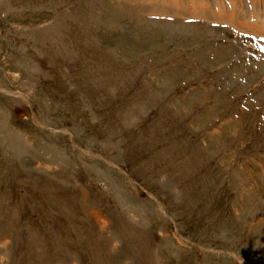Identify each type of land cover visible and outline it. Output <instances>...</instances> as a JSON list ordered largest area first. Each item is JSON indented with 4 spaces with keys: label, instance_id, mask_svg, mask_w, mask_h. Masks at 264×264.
Masks as SVG:
<instances>
[{
    "label": "rangeland",
    "instance_id": "obj_1",
    "mask_svg": "<svg viewBox=\"0 0 264 264\" xmlns=\"http://www.w3.org/2000/svg\"><path fill=\"white\" fill-rule=\"evenodd\" d=\"M263 15L0 0V264H264Z\"/></svg>",
    "mask_w": 264,
    "mask_h": 264
},
{
    "label": "crops",
    "instance_id": "obj_2",
    "mask_svg": "<svg viewBox=\"0 0 264 264\" xmlns=\"http://www.w3.org/2000/svg\"><path fill=\"white\" fill-rule=\"evenodd\" d=\"M234 4V3H233ZM200 6H198L200 9H201V12H202V14H211V15H213L214 17L215 16H217L218 15V13H220L221 15H218L219 17H224V15H229V12L227 13V10L224 8V6L222 5V3H220V5H222L221 6V8H218V9H216V8H211V10L209 11V8H208V10H207V12L208 13H206V11H202L203 9H202V4H199ZM232 5V4H231ZM208 7V6H207ZM261 9H262V7H261ZM256 11H257V8H256ZM259 11H260V8H259ZM204 12V13H203ZM254 12V10H252V13ZM224 13V14H223ZM227 13V14H226ZM231 14V13H230ZM232 15H233V11H232ZM232 15H231V17L229 16V23H231V21H232ZM256 17V16H255ZM239 18V17H238ZM238 18H237V20H238ZM253 20H254V18H253ZM252 20V22H254ZM253 27L254 28V26H255V22L254 23H249V27ZM234 30V29H233ZM256 30H258V31H260V33L261 32H263L264 31V15H263V20L262 21H260V23H259V27H258V29H256Z\"/></svg>",
    "mask_w": 264,
    "mask_h": 264
}]
</instances>
